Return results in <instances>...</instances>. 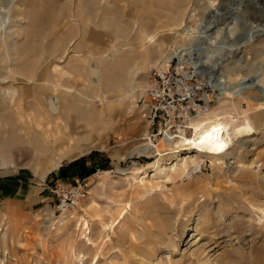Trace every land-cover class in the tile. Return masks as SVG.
Returning <instances> with one entry per match:
<instances>
[{"label": "rangeland", "instance_id": "1", "mask_svg": "<svg viewBox=\"0 0 264 264\" xmlns=\"http://www.w3.org/2000/svg\"><path fill=\"white\" fill-rule=\"evenodd\" d=\"M180 12L188 36L162 35L131 74L143 29ZM0 14V264H264V0H0ZM196 44L215 85L186 135L228 98L252 131H232L221 159L189 145L140 151L174 140H150L142 95L119 105L117 89L142 91L155 67ZM93 152L89 165L109 159L90 176H54ZM177 155L190 156L188 170L167 177L159 168Z\"/></svg>", "mask_w": 264, "mask_h": 264}, {"label": "built area", "instance_id": "2", "mask_svg": "<svg viewBox=\"0 0 264 264\" xmlns=\"http://www.w3.org/2000/svg\"><path fill=\"white\" fill-rule=\"evenodd\" d=\"M210 55L198 44L178 48L165 67H155L149 85L137 101L150 131L149 139L177 140L193 129L191 121L209 106L208 88L213 77L208 72ZM79 193L64 199L72 205ZM70 200V203L68 202Z\"/></svg>", "mask_w": 264, "mask_h": 264}, {"label": "bare ground", "instance_id": "3", "mask_svg": "<svg viewBox=\"0 0 264 264\" xmlns=\"http://www.w3.org/2000/svg\"><path fill=\"white\" fill-rule=\"evenodd\" d=\"M11 13H12V9L10 8V11L8 13V16L6 17V20H5V18H3L4 19L3 21H5L7 23H8V21H11L12 20V17H11L12 14ZM184 13L180 12L181 19L176 20L175 22H172L169 25H166L164 28L163 27H161V28L156 27L155 29H150V30L149 29H143V31L141 33V38L139 40L140 44L138 46V48L140 50V57H136L133 65H130L131 74L138 73L140 70H142L144 68L145 64L148 65L150 63L151 58H152L151 52H150V47L152 45L158 44L161 49L166 45L167 41H165L163 39L159 41V39L162 35L175 34L178 32L179 29H182V30H184L183 33H184L185 37L188 36L187 34H189L190 28L185 27L186 23L183 20V14ZM19 15H21V14H19ZM1 17L2 16L0 14V19H1ZM1 25H3V23ZM178 34H179V32H178ZM154 61H155V59H154ZM159 62L160 61H157L156 63H159ZM167 63H166V65H167ZM165 66H163V67H165ZM230 69L231 68L226 69V70H228V73L231 72L230 74H233V71H230ZM67 73L71 74L70 71H68ZM31 74H32V72H30L29 75H27V74H24V75L26 76V79L31 80V78L33 76V74L32 75ZM230 74H228V76ZM224 75H227V74H224ZM134 78H135V76H134ZM219 78H221V77H219ZM224 80L225 79H222L221 81H224ZM49 84H51L55 88V90H60L61 88H63L62 87L63 85H61L60 82H54V81L51 82L50 81ZM214 85L215 84L213 83V86ZM138 90H139V88H136V85L134 83H132L131 81H130L129 87L128 86L127 87L122 86L119 89H117V91L123 92L122 96L118 98L119 105L125 104V102L128 100L134 102L135 99L137 98L135 96H137ZM226 94L231 95L233 97V93L230 91L226 92ZM228 97H230V96H228ZM228 99H226L224 101L222 100L223 102L220 103V106H221L220 111L221 112L214 113L210 116L208 115L206 119H203V120L201 119V120H198L197 122H195V125L193 124L195 129H194V132L191 136H187L186 134L185 135L182 134V136L180 138H178L177 140H174L172 142H168V141L163 142L164 140H161L158 146L155 145L156 143L153 144V142H151V144H150L149 142H146L143 144L144 146H142V148H141L142 150H140V151H147L148 152V151H150V149L152 151L155 148V150L158 151V154H160L162 156L165 154L178 152V151L185 149V148H189V147H181L184 145H189L190 148H194L197 151L204 152L211 157L221 159L219 156L221 154H224L225 152H227L228 148L230 147L232 131L234 133H241L244 130H246V131L251 130L252 131V128H253L251 120L246 115V112L244 113L245 115L243 114V111H245V110L242 107V104L239 101V98L238 99L233 98V99H229V100ZM47 102L49 105V109L52 112L57 113L60 111L61 106L56 101L54 96H50L48 98ZM20 104H22V103H20ZM132 105L133 104L127 105L128 110H130L129 108L133 107ZM16 110L18 112H20V113L17 112L19 117L20 118L23 117V114L21 112L22 110L20 109V107H17ZM69 147H71V146H69ZM63 150L64 149H62V148L60 149V151H62V152H63ZM188 157H190V156H188V155H186V156L177 155V158L175 160L171 161L170 163L168 162L170 165H163L159 168V170L161 172H164L167 177L171 176L172 171H178V172L187 171L188 170L187 166H189V164L187 165ZM3 161H4V163L9 162L7 159H4ZM57 161H59V160H57ZM141 181H143V183H144L143 177L141 178ZM64 217H66V216H64ZM86 223L87 222H85V224ZM1 230H2V228H0V231Z\"/></svg>", "mask_w": 264, "mask_h": 264}, {"label": "trees", "instance_id": "4", "mask_svg": "<svg viewBox=\"0 0 264 264\" xmlns=\"http://www.w3.org/2000/svg\"><path fill=\"white\" fill-rule=\"evenodd\" d=\"M100 155L99 152H93L91 155H84L79 159H76L69 164L62 166L60 168L59 174L55 173V177H63V178H80L84 179L87 176H90L96 171V164H100L102 167V163L107 162L109 158H102L101 161L95 162L93 161L91 165L88 164L89 160H93L95 155ZM105 157V156H103ZM57 174V175H56Z\"/></svg>", "mask_w": 264, "mask_h": 264}, {"label": "crops", "instance_id": "5", "mask_svg": "<svg viewBox=\"0 0 264 264\" xmlns=\"http://www.w3.org/2000/svg\"><path fill=\"white\" fill-rule=\"evenodd\" d=\"M168 61H169V60H168ZM161 64H163V63H160V62L158 63V65H160V66H161ZM164 64H165V63H164ZM164 64H163V65H164ZM148 85H149V81H148ZM148 85H147V86H148ZM147 86H146L145 88H143L142 91H141V88L139 89L140 91H139V90L137 91V96H136L137 99H138V96H139V95H142V93H145ZM137 99H136V100H137ZM136 105H137V104H136ZM40 109H41V108H40ZM14 110H15V109H14ZM41 110H42V109H41ZM14 113H15V111H14ZM50 113H51V112H50ZM22 114H23V113H22ZM23 115H26V114L24 113ZM26 116H27V115H26ZM35 117H37L36 114H35V116L32 118V120H33ZM38 117H39V116H38ZM38 117H37V118H38ZM41 124H42V123H41ZM42 125H43V124H42ZM27 130H29V129H27ZM39 131H40V136H42V137H44V134L47 133V132H45L46 129H45L44 126H42V127H41V130L39 129ZM31 133H32V132H31ZM25 135H26V134H25Z\"/></svg>", "mask_w": 264, "mask_h": 264}]
</instances>
